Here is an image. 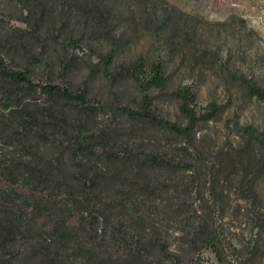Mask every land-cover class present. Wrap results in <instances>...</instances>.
Masks as SVG:
<instances>
[{
	"label": "rangeland",
	"instance_id": "1",
	"mask_svg": "<svg viewBox=\"0 0 264 264\" xmlns=\"http://www.w3.org/2000/svg\"><path fill=\"white\" fill-rule=\"evenodd\" d=\"M83 1L80 9L70 0H0V53L38 78L57 81L63 58L70 61L68 80L74 88L88 87L92 108L78 111L69 104L68 130L104 137L100 147L106 152L89 154L85 161L101 181L104 203L115 204L123 222L147 226V237L167 246L181 264H264V152L255 143L264 134V102L227 77V71L236 72L264 88V0H143L160 9L178 8L192 16L197 29L195 50L178 40L169 53L167 86L148 91L154 112L182 127L188 120L174 94L178 86L192 84L199 107H222L189 137L123 110L138 109L142 91L134 76L119 74L120 67L140 54L154 59L166 53L172 27L158 36L144 29L146 14L133 12L137 0H109L118 13L107 26L115 38L102 42L90 31ZM37 2L47 12L40 27L42 8L38 15L30 12ZM70 37L85 50L69 46ZM119 38L115 66L106 72L90 46L109 49ZM205 51L207 61L201 57ZM42 146L43 160L65 168L61 143ZM138 155H157L162 162ZM207 227L218 251L206 242ZM153 255L161 257L156 248Z\"/></svg>",
	"mask_w": 264,
	"mask_h": 264
},
{
	"label": "trees",
	"instance_id": "2",
	"mask_svg": "<svg viewBox=\"0 0 264 264\" xmlns=\"http://www.w3.org/2000/svg\"><path fill=\"white\" fill-rule=\"evenodd\" d=\"M70 1L73 8H83L79 0ZM83 2L91 20L90 31L99 33L102 42L114 39L107 26L118 13L109 0ZM33 6L30 12L34 15L42 8V17L37 19L40 27L47 12L38 2ZM124 10L122 16L129 13V5ZM133 12L147 15L144 29L158 36L168 27L172 32L165 38L166 53L154 59L140 54L129 65L120 67L119 74L134 76L142 91L139 108L123 110L134 119L162 124L189 137L200 121L220 115L222 107L217 103L199 107L194 86L180 85L174 94L188 120L182 127L154 112L153 96L148 91L167 86L168 56L178 40L181 46L195 50L197 29L191 23L192 16L176 7L160 9L143 0H137ZM121 41L116 39L109 49L90 46V53L106 72L115 66ZM67 43L85 50L76 38L70 37ZM201 57L207 61L210 54L205 51ZM63 60L61 79L57 81L52 76L38 78L30 68L0 53V264H66L73 260L77 264H181L167 246L147 237V226L123 222L116 205L104 203L101 181L85 161L89 154L106 152L100 147L104 137L90 131L81 134L68 130L69 104L78 111L92 107L88 87H72L68 80L71 63ZM227 77L240 80L249 93L264 102V88L256 80L232 71H227ZM7 140H11V146ZM58 143L67 152L65 168L54 166L40 155L42 145L55 148ZM255 143L264 152V134ZM138 157L151 163L162 162L157 155ZM207 230L206 242L218 251L215 235L208 227ZM155 248L161 257H154Z\"/></svg>",
	"mask_w": 264,
	"mask_h": 264
}]
</instances>
